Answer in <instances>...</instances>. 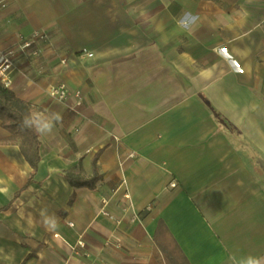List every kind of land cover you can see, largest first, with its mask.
<instances>
[{
  "label": "crops",
  "instance_id": "obj_1",
  "mask_svg": "<svg viewBox=\"0 0 264 264\" xmlns=\"http://www.w3.org/2000/svg\"><path fill=\"white\" fill-rule=\"evenodd\" d=\"M34 31L52 46L18 62L10 90L61 120L39 135L29 185L17 144L0 145V264H161L159 222L189 264H264V0H9L0 10V50ZM58 82L80 104L48 98ZM97 153L94 189L70 186L66 175L92 176ZM78 239L89 258L71 255Z\"/></svg>",
  "mask_w": 264,
  "mask_h": 264
},
{
  "label": "trees",
  "instance_id": "obj_2",
  "mask_svg": "<svg viewBox=\"0 0 264 264\" xmlns=\"http://www.w3.org/2000/svg\"><path fill=\"white\" fill-rule=\"evenodd\" d=\"M30 112H32V106L28 102L18 98L12 90L0 87V127L8 133L7 137L0 139V145L17 144L21 155L31 168L27 185L30 184L40 161L39 135L33 129L22 127L24 116ZM98 156L99 153L92 160V176L90 178L75 179L69 175L65 176L70 186L94 189L95 184L101 179L96 168ZM163 227V223L159 222L154 234L155 256L160 258L161 264H189L167 230L165 234L162 233Z\"/></svg>",
  "mask_w": 264,
  "mask_h": 264
},
{
  "label": "built area",
  "instance_id": "obj_3",
  "mask_svg": "<svg viewBox=\"0 0 264 264\" xmlns=\"http://www.w3.org/2000/svg\"><path fill=\"white\" fill-rule=\"evenodd\" d=\"M9 0H0V10L7 7ZM52 46L51 36L45 31H34L29 36H18L17 42L14 46L0 50V87L10 89L13 84V76L17 71V64L20 60H30L38 57L42 52V46ZM91 57V54L82 52L79 57ZM59 64L65 66L66 59H60ZM37 77V70L34 71ZM39 75V74H38ZM42 75V74H41ZM46 96L58 102L64 103L69 99H75L76 103L80 104L82 96L78 90L70 88L63 82L49 83L45 89ZM170 187H175L171 183ZM102 209L101 213L105 214L104 209L108 204L105 199L101 200ZM69 227L73 224L68 223ZM116 246V245H115ZM115 246H108V249H113ZM71 255L82 256L85 258L90 257L85 243L78 239L76 244L71 248Z\"/></svg>",
  "mask_w": 264,
  "mask_h": 264
},
{
  "label": "clouds",
  "instance_id": "obj_4",
  "mask_svg": "<svg viewBox=\"0 0 264 264\" xmlns=\"http://www.w3.org/2000/svg\"><path fill=\"white\" fill-rule=\"evenodd\" d=\"M198 17H193L191 21L181 20L180 27L190 29L197 21ZM166 42V40L164 41ZM61 120L58 113L46 116L41 113L30 112L26 114L22 120V127L33 129L40 136H48L53 133L55 122ZM249 264H258L255 260H249Z\"/></svg>",
  "mask_w": 264,
  "mask_h": 264
},
{
  "label": "rangeland",
  "instance_id": "obj_5",
  "mask_svg": "<svg viewBox=\"0 0 264 264\" xmlns=\"http://www.w3.org/2000/svg\"><path fill=\"white\" fill-rule=\"evenodd\" d=\"M263 165V168H264V164H262Z\"/></svg>",
  "mask_w": 264,
  "mask_h": 264
}]
</instances>
